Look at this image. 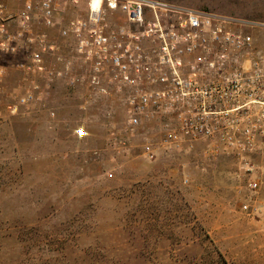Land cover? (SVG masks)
I'll return each instance as SVG.
<instances>
[{
    "label": "rangeland",
    "instance_id": "1",
    "mask_svg": "<svg viewBox=\"0 0 264 264\" xmlns=\"http://www.w3.org/2000/svg\"><path fill=\"white\" fill-rule=\"evenodd\" d=\"M150 1L264 20V0ZM18 79L0 94V264H264V153L163 147L162 119L131 131L119 98L65 82L11 115Z\"/></svg>",
    "mask_w": 264,
    "mask_h": 264
},
{
    "label": "built area",
    "instance_id": "2",
    "mask_svg": "<svg viewBox=\"0 0 264 264\" xmlns=\"http://www.w3.org/2000/svg\"><path fill=\"white\" fill-rule=\"evenodd\" d=\"M12 70L11 115L65 82L119 98L131 131L162 119L163 147L204 142L241 164L264 153V20L150 0H0V94Z\"/></svg>",
    "mask_w": 264,
    "mask_h": 264
},
{
    "label": "bare ground",
    "instance_id": "3",
    "mask_svg": "<svg viewBox=\"0 0 264 264\" xmlns=\"http://www.w3.org/2000/svg\"><path fill=\"white\" fill-rule=\"evenodd\" d=\"M95 2H97V0H94Z\"/></svg>",
    "mask_w": 264,
    "mask_h": 264
}]
</instances>
